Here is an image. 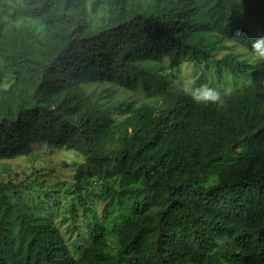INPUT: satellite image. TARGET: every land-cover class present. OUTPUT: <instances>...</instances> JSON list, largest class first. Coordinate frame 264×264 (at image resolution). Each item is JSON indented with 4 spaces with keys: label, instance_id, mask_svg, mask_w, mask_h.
<instances>
[{
    "label": "trees",
    "instance_id": "obj_1",
    "mask_svg": "<svg viewBox=\"0 0 264 264\" xmlns=\"http://www.w3.org/2000/svg\"><path fill=\"white\" fill-rule=\"evenodd\" d=\"M12 1L43 28L0 42V83L12 78L0 88V160L29 157L38 145L79 153L74 189L92 215L83 178L113 162L119 190L107 197L129 215L116 230L115 254L93 220L89 246L74 259L52 221L12 200L21 186L0 183V264H264V61L211 57L225 40L254 56L264 0H244V11L239 0H104L96 20L95 4L87 9L84 0ZM182 58L211 61L217 75L261 87L223 105L170 91L120 129L85 95L86 82L132 91L144 63L166 60L177 75ZM228 156L216 183L200 186L205 169Z\"/></svg>",
    "mask_w": 264,
    "mask_h": 264
},
{
    "label": "rangeland",
    "instance_id": "obj_2",
    "mask_svg": "<svg viewBox=\"0 0 264 264\" xmlns=\"http://www.w3.org/2000/svg\"><path fill=\"white\" fill-rule=\"evenodd\" d=\"M84 1L87 9L90 4H95V20L103 14L101 4L104 0ZM239 2L244 11L245 1ZM0 18L4 23L0 30V42L6 33L31 29L35 35H39L43 28L38 21L24 18L12 0L0 1ZM229 56L250 65L259 62L255 56L230 40H225L221 46L211 51L212 61ZM1 64L0 61V72H3ZM131 78L134 82L132 91L107 84L96 85L89 82L83 84L85 95L92 101H97L100 107L109 109V117L118 129L134 111L158 109L161 106V97L170 91L208 86L219 91L222 99H227L236 93L261 87L258 81L233 82L226 72L217 75L211 61L194 64L188 58L181 59L177 75L169 67L168 61L164 60L162 63L138 65ZM11 83L12 78L5 75L0 88H6ZM231 157L233 156H228L223 162L206 168L199 185L208 187L215 184L219 172ZM84 161L85 158L77 152L54 150L45 145L32 147L29 157L11 161L0 160V183L11 182L21 186L20 190L10 194L12 200L22 202L31 211L52 221L74 259L80 258L89 246L87 231L93 220L101 222L106 230L105 251L115 254L119 246L116 230L129 215L128 211L119 208L116 199L110 200L107 197L109 190H119V181L112 175L113 162L101 169H91L83 178V196L87 207L95 214L84 211L78 205L74 174ZM227 243V240H222L218 246L224 247Z\"/></svg>",
    "mask_w": 264,
    "mask_h": 264
},
{
    "label": "clouds",
    "instance_id": "obj_3",
    "mask_svg": "<svg viewBox=\"0 0 264 264\" xmlns=\"http://www.w3.org/2000/svg\"><path fill=\"white\" fill-rule=\"evenodd\" d=\"M250 51L258 61H264V32L258 33L251 44ZM184 91L197 104H207L211 102L223 105L224 103L221 93L208 86L197 89L185 88Z\"/></svg>",
    "mask_w": 264,
    "mask_h": 264
}]
</instances>
